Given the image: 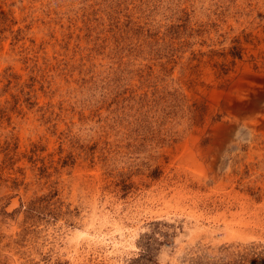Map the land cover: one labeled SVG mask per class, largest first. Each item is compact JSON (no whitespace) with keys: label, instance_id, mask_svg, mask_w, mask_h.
Returning <instances> with one entry per match:
<instances>
[{"label":"rangeland","instance_id":"rangeland-1","mask_svg":"<svg viewBox=\"0 0 264 264\" xmlns=\"http://www.w3.org/2000/svg\"><path fill=\"white\" fill-rule=\"evenodd\" d=\"M0 264H264V0H0Z\"/></svg>","mask_w":264,"mask_h":264}]
</instances>
